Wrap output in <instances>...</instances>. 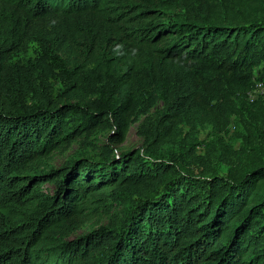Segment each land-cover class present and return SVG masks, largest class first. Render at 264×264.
<instances>
[{
  "label": "trees",
  "instance_id": "obj_1",
  "mask_svg": "<svg viewBox=\"0 0 264 264\" xmlns=\"http://www.w3.org/2000/svg\"><path fill=\"white\" fill-rule=\"evenodd\" d=\"M29 30L85 98L11 69ZM256 81L264 0H0V264H264ZM158 99L143 147L51 163L99 129L124 142Z\"/></svg>",
  "mask_w": 264,
  "mask_h": 264
},
{
  "label": "rangeland",
  "instance_id": "obj_2",
  "mask_svg": "<svg viewBox=\"0 0 264 264\" xmlns=\"http://www.w3.org/2000/svg\"><path fill=\"white\" fill-rule=\"evenodd\" d=\"M32 61L40 62L41 66H39V68L41 69V73L43 75L45 74L47 78L42 81L36 78V80H39V84H41V87H39V96L42 100L45 101L49 97L54 103H63L78 102L77 100L79 98H85L84 92L79 94L72 91L73 88H70L72 80L68 71L61 66L54 64V62L45 55L38 42L35 40L31 30H29L23 46L10 56L8 63L13 70L19 69L26 71L27 74L25 73L22 78L29 79L32 71ZM37 100L40 102L38 98H34L33 105ZM163 105L162 99H158L156 104L152 107L151 112H141L138 114L132 122L131 128L124 142L120 143L109 138V135L114 131V128L99 129V131L89 135L87 138H85V135L80 136L77 141L73 142L70 148L55 152L51 159V163L55 167H59L73 156L91 157L96 159L107 151H110L112 154H118L125 150L143 147L144 133L142 131V124L147 118H150V120L155 118ZM232 130H235L234 123L232 124ZM211 132L212 125L207 124L200 126L198 137L200 139L206 138L209 140L211 138ZM200 153L203 154V151L200 150ZM221 169L226 171L227 167L222 166ZM45 187L48 190L52 189L51 184H47ZM106 222L107 220L104 219L101 224H105ZM99 225L100 224H97V222H91L75 232L74 235L82 234L91 229L97 228Z\"/></svg>",
  "mask_w": 264,
  "mask_h": 264
},
{
  "label": "built area",
  "instance_id": "obj_3",
  "mask_svg": "<svg viewBox=\"0 0 264 264\" xmlns=\"http://www.w3.org/2000/svg\"><path fill=\"white\" fill-rule=\"evenodd\" d=\"M259 98H264V81H256L252 90L248 93V99L251 101Z\"/></svg>",
  "mask_w": 264,
  "mask_h": 264
}]
</instances>
